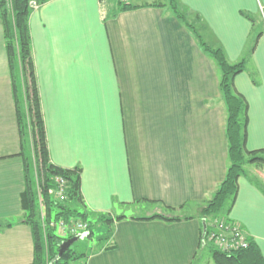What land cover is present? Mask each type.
I'll list each match as a JSON object with an SVG mask.
<instances>
[{"label":"crops","instance_id":"1","mask_svg":"<svg viewBox=\"0 0 264 264\" xmlns=\"http://www.w3.org/2000/svg\"><path fill=\"white\" fill-rule=\"evenodd\" d=\"M176 1L199 24L201 39L231 63L245 60L233 86L247 103L246 149L264 150V28L255 31L264 0ZM153 3L109 17L107 0H48L29 16L49 161L79 169L92 218L124 216L78 264H213L201 258L199 212L227 168L219 69L167 4ZM19 153L0 22V264L33 259L30 227L20 222ZM156 214L182 220L142 219ZM227 217L264 258V164L244 166Z\"/></svg>","mask_w":264,"mask_h":264},{"label":"trees","instance_id":"2","mask_svg":"<svg viewBox=\"0 0 264 264\" xmlns=\"http://www.w3.org/2000/svg\"><path fill=\"white\" fill-rule=\"evenodd\" d=\"M46 1L48 0H0V22L20 134L19 154L24 161L25 189L21 194L22 220L20 222L27 224L31 230L33 241L31 264H71L72 261L83 258L86 254L75 252L71 245L59 259L55 260L59 245L73 235H59L50 225L51 223L59 221L66 224L85 223L87 225L85 232L88 233L86 238L90 240L94 227H99L100 231L93 242L103 246L112 234L114 221L121 220L124 216L119 215L112 218L109 215H97L92 218L81 199L79 169H62L49 161L28 27L29 16L34 9L32 3L38 6ZM114 1L113 10H109L108 13L109 17L133 10L138 6L120 0ZM149 6L163 7L165 5L153 3ZM167 7L172 16L196 37L202 51L215 61L221 74L219 91L226 112L227 168L223 180L200 209L199 218L201 221L204 220L205 229L201 227L199 248L202 252L207 251L213 264H264V258L258 246L247 236L240 225L227 217L237 194V180L244 174V166L251 163L264 164V150L249 151L246 149L247 103L233 86L235 76L244 71L245 60L231 63L221 48L204 43L195 30V20L188 18L187 9L181 7L176 0H169ZM241 14L249 18L245 13ZM254 45L255 43L250 49L251 52ZM56 178H61L65 182L62 200L55 195L58 189ZM38 196H40L39 205L37 204ZM41 209L43 219H41ZM167 210H173V208ZM142 219H159L165 222L182 220L178 216L165 214H156ZM214 220L243 231L246 234V247L221 251L212 243L206 242L212 231L211 224ZM11 225L12 223H6L5 227ZM113 248L114 245L111 244L104 249Z\"/></svg>","mask_w":264,"mask_h":264},{"label":"built area","instance_id":"3","mask_svg":"<svg viewBox=\"0 0 264 264\" xmlns=\"http://www.w3.org/2000/svg\"><path fill=\"white\" fill-rule=\"evenodd\" d=\"M32 5L34 8L36 7L34 3H32ZM55 181L58 184V189L56 190L55 195L58 199L62 200L64 192L63 186L65 182L61 178H56ZM40 214L41 219H43L42 209ZM50 225L53 226L56 229V232L61 236H74L78 233L85 232L87 229V225L82 222H71L66 224L63 221H59L57 223H51ZM211 226L212 231L209 233L206 242L212 243L219 250L230 251L236 247H246V234L243 231H240L233 226H227L218 220H214Z\"/></svg>","mask_w":264,"mask_h":264},{"label":"rangeland","instance_id":"4","mask_svg":"<svg viewBox=\"0 0 264 264\" xmlns=\"http://www.w3.org/2000/svg\"><path fill=\"white\" fill-rule=\"evenodd\" d=\"M109 3H111L112 5H114V3H115V1L114 0H107ZM121 2H129V3H132V4H140V3H149V2H155V3H166V4H168V1L169 0H120ZM101 3H103V2H101ZM191 20L193 19V18H190ZM260 19H261V21H262V23L260 22V26H256V28H255V31H258V30H262L263 28H264V22H263V16H261L260 17ZM195 26V30H197V33H200L198 30H199V24H195L194 25ZM201 38V37H200ZM204 43H206V44H208V45H210L211 43H209V41L206 39H204L203 37H202V39H201ZM211 46V45H210ZM205 53V52H204ZM209 56V55H208ZM213 60V59H212ZM214 61V60H213ZM216 64V63H215ZM216 66H217V64H216ZM218 69V68H217ZM217 71H219V70H217ZM218 75L219 76H221V74H220V71L218 72ZM39 198H40V196H38L37 197V204L39 205ZM137 210H139V209H137ZM100 231V228L99 227H94V229H93V235H92V238H91V240L90 239H88V238H82V239H80V240H78L77 242H75L74 244H73V246H72V249L75 251V252H77V253H82V252H85L86 250H87V248H89V247H92L91 246V241L93 242L94 240H95V237L98 235V232ZM206 250V249H205ZM203 253H204V255L201 257V258H203V257H205V256H208L209 257V254H207V251L205 252L204 250H203ZM79 260H75V261H72L71 262V264H78L79 262H78Z\"/></svg>","mask_w":264,"mask_h":264},{"label":"water","instance_id":"5","mask_svg":"<svg viewBox=\"0 0 264 264\" xmlns=\"http://www.w3.org/2000/svg\"><path fill=\"white\" fill-rule=\"evenodd\" d=\"M202 228L203 230L205 229V222L204 220H202ZM88 235L87 232H82V233H78L74 236H72L71 238H68L67 240L63 241L59 247H58V251H57V255L55 257V260L59 259L61 257V255L67 251V249L73 245L75 242H77L78 240L82 239V238H86Z\"/></svg>","mask_w":264,"mask_h":264}]
</instances>
